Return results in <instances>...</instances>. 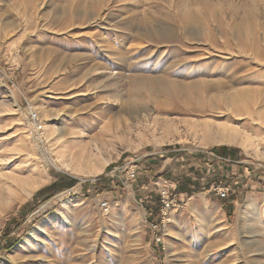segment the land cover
I'll list each match as a JSON object with an SVG mask.
<instances>
[{"label":"rangeland","instance_id":"374dc122","mask_svg":"<svg viewBox=\"0 0 264 264\" xmlns=\"http://www.w3.org/2000/svg\"><path fill=\"white\" fill-rule=\"evenodd\" d=\"M221 146L230 174L164 171ZM5 236L0 264H264V0H0Z\"/></svg>","mask_w":264,"mask_h":264},{"label":"crops","instance_id":"0c3cea01","mask_svg":"<svg viewBox=\"0 0 264 264\" xmlns=\"http://www.w3.org/2000/svg\"><path fill=\"white\" fill-rule=\"evenodd\" d=\"M212 155L216 156L215 154H210V155H203V154H201V156H199L198 159H196V157H191V156L185 157L184 154H176L175 156H173L171 158H167L163 162L162 165H163V167H166V169L164 171H171V170L172 171H176V169H177L176 168V165L180 164L181 161H184V163H185V164H181L182 166H184V165H186V166L191 165L192 166L195 163L196 166H195L194 172H196L198 174H200V170L204 174L205 173H209L211 171L212 167L213 166H216V168L218 169V172H221L222 171L223 172V175H225L224 174L225 173L224 172V168L226 166V170H227L228 174H230L231 173L230 172V170H231L230 169V165H228L226 163V161H232V160H230L229 158L222 157V156H216L217 158L214 160L215 162L213 163V162H211V159H213V156ZM155 157L156 156H152V157H150L148 159H153ZM170 159H173V161L172 162H168V160H170ZM197 161L200 162L201 169H198L197 168L198 167ZM221 161H223V162H221ZM154 162H155V160L154 161L153 160H150V164H151L150 169L151 170H152V168L155 165ZM150 181L151 180H148L147 185H149V182ZM190 181H192V185H199V186H201V184H202V181H200L199 179L198 180L197 179L196 180H190ZM171 183L176 185L175 182H171ZM177 183H179L178 186H180V185L182 186V184H183L180 181H178ZM145 186H146V184L144 185V187Z\"/></svg>","mask_w":264,"mask_h":264},{"label":"built area","instance_id":"2783aa9c","mask_svg":"<svg viewBox=\"0 0 264 264\" xmlns=\"http://www.w3.org/2000/svg\"><path fill=\"white\" fill-rule=\"evenodd\" d=\"M33 119H37V115L32 113ZM137 164H132L130 167L127 168L126 175L128 180H132L137 175ZM217 193L219 194L220 198L225 199L230 195V185H218L216 188ZM176 201V193L170 192L168 189L164 188L161 190V212L163 217L167 216L169 210L174 206ZM102 207H107V202L102 203ZM155 229H157V225H153ZM160 238L158 239V241Z\"/></svg>","mask_w":264,"mask_h":264},{"label":"bare ground","instance_id":"6f19581e","mask_svg":"<svg viewBox=\"0 0 264 264\" xmlns=\"http://www.w3.org/2000/svg\"><path fill=\"white\" fill-rule=\"evenodd\" d=\"M147 79H148L149 82H155L153 80H150V79H152L151 76H148ZM158 79H159L158 82L161 85V87H165L167 85V84H165L166 82H164V80L162 78H158ZM36 115H38V114H36ZM146 119H148V118H146ZM172 125L173 124L171 123V121H168V124H166V128H171ZM229 126H227V125H218L217 128L211 126L210 131H209L210 137H212L214 139L224 140V139H234L236 137L241 136L245 141H249L250 140V136L247 134L246 131L241 130L240 128L229 127Z\"/></svg>","mask_w":264,"mask_h":264},{"label":"trees","instance_id":"16d2710c","mask_svg":"<svg viewBox=\"0 0 264 264\" xmlns=\"http://www.w3.org/2000/svg\"><path fill=\"white\" fill-rule=\"evenodd\" d=\"M227 149H228V147H226V146L219 147L217 149L218 156L229 158L230 154L227 153ZM110 167H111V165L108 166V168H110ZM76 182H77V180L74 179V178L73 179H68L67 181L62 179V182L61 181L60 182L55 181V182L51 183L50 185L40 189L36 193V196L45 195L46 193H51L53 195L57 190H61V189L70 187V186L74 185ZM182 188H184V187H182ZM7 238H8V236H5L4 238H2V237L0 238V246L3 249L11 248V244H8Z\"/></svg>","mask_w":264,"mask_h":264}]
</instances>
